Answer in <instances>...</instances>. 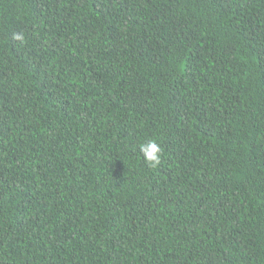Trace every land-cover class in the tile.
Returning <instances> with one entry per match:
<instances>
[{
	"label": "trees",
	"instance_id": "16d2710c",
	"mask_svg": "<svg viewBox=\"0 0 264 264\" xmlns=\"http://www.w3.org/2000/svg\"><path fill=\"white\" fill-rule=\"evenodd\" d=\"M0 264H264V0H0Z\"/></svg>",
	"mask_w": 264,
	"mask_h": 264
},
{
	"label": "clouds",
	"instance_id": "9594fccd",
	"mask_svg": "<svg viewBox=\"0 0 264 264\" xmlns=\"http://www.w3.org/2000/svg\"><path fill=\"white\" fill-rule=\"evenodd\" d=\"M12 38L20 42H23L24 40L23 35L18 33H13ZM139 151L142 154L145 162L150 167H156L157 165H159L162 149L155 140H149L146 143L141 144Z\"/></svg>",
	"mask_w": 264,
	"mask_h": 264
}]
</instances>
